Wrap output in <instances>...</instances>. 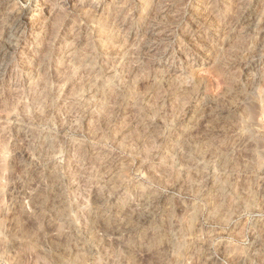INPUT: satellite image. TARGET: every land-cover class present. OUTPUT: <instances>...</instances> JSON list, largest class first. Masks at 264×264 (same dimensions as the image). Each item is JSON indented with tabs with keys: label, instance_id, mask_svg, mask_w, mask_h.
I'll return each instance as SVG.
<instances>
[{
	"label": "rangeland",
	"instance_id": "obj_1",
	"mask_svg": "<svg viewBox=\"0 0 264 264\" xmlns=\"http://www.w3.org/2000/svg\"><path fill=\"white\" fill-rule=\"evenodd\" d=\"M0 65V264H264V0H0Z\"/></svg>",
	"mask_w": 264,
	"mask_h": 264
},
{
	"label": "bare ground",
	"instance_id": "obj_2",
	"mask_svg": "<svg viewBox=\"0 0 264 264\" xmlns=\"http://www.w3.org/2000/svg\"><path fill=\"white\" fill-rule=\"evenodd\" d=\"M4 63V62H3ZM0 67L2 68V65H0ZM247 143V140H245V141H243L242 143H240L239 145L240 146H242V145H244V144H246ZM214 163V162H213ZM211 164V163H210ZM207 166V165H206ZM208 167V166H207ZM209 169H212V170H214L215 169V167L214 166H212V165H209V167H208ZM214 168V169H213ZM142 199H139L138 200V203L137 204H135V207L136 208H140V209H150V207H152L153 206V204H154V201L152 200V198L151 197H148V195L147 196H144V197H141ZM156 216V215H155ZM157 217V216H156Z\"/></svg>",
	"mask_w": 264,
	"mask_h": 264
}]
</instances>
